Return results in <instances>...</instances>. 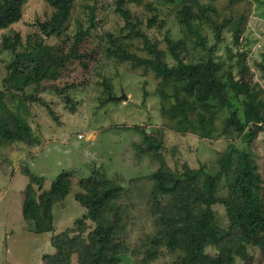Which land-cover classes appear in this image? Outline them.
<instances>
[{"label":"rangeland","instance_id":"374dc122","mask_svg":"<svg viewBox=\"0 0 264 264\" xmlns=\"http://www.w3.org/2000/svg\"><path fill=\"white\" fill-rule=\"evenodd\" d=\"M119 1L74 0L65 31L45 40L47 46L39 73L50 69L37 92H33L32 87L25 93L15 91L24 84L31 62L0 46V91L6 90L2 102L32 127L34 141L31 146L12 143L0 147V264H43L42 257L54 252L51 237L72 227L75 220L84 215L75 194L79 191L80 179L90 176L93 170L103 172L126 190L122 201L127 225L124 239L130 248L136 249L142 241L155 236V217L148 199L152 174L159 164L146 154H136L142 129L157 141H163L162 153L175 168L187 163L215 175L221 171V159L231 149L250 151L262 178L264 200V122L254 129L256 133L247 143L229 125L227 104L220 106L221 101L215 99L214 109L205 110L200 103L189 113L196 125H199L200 114H205L211 136L201 138L192 128L182 133L177 130L179 124L164 112L176 102L172 83L163 82L151 65L139 64L130 58L134 55L142 60L159 61L155 60V52L159 50L165 53L162 61L169 67L175 66L177 62L168 52L169 42L183 39L187 28L181 23V12L191 1L140 0L138 4H127L124 13L118 9ZM197 1L200 8L192 6L191 12L201 17L204 11L210 22L202 20L200 28L194 27L197 31L193 30L188 38L206 39L207 49L190 48L189 43L190 52L182 55L185 62L206 58L208 49L217 45L212 55L221 64L218 73L223 80L231 71L235 78L242 77L259 93V100H264L263 51L254 50L258 40L262 39L264 44V0ZM91 8L95 13L94 25L78 47V57L64 66L56 65L70 52L78 24L89 26ZM52 13L53 8L44 0H29L23 19L0 32V44L3 35L13 36L14 33H19L23 42L30 36L35 41L38 37L36 21L47 20ZM219 25L225 26L217 42ZM238 25L243 29L242 46L254 51L248 65L236 55L234 31ZM22 50L20 47L19 51ZM66 85H70L69 91H57L64 90ZM176 85L182 97L184 90L179 83ZM9 88L14 91L9 92ZM162 90L168 95L167 100L161 96ZM32 93L36 98H29ZM123 93L126 100L110 99L112 95L119 97ZM225 99L244 123V97L227 94ZM3 108L0 103V111ZM250 127L248 125L244 133ZM28 170L44 179L42 190L35 185L38 195L50 190L62 173H73L70 194L52 208L53 232L36 234L34 223L23 218L24 192L29 184L25 172ZM227 194L226 182L222 180L216 196L225 198ZM213 210L218 225L227 229L229 219L225 206L218 203ZM44 212L45 209L40 210L41 216ZM247 251L246 260L237 257L236 264H264V255L258 247L250 245ZM182 253V249L176 253L164 250L156 264H172ZM207 253L215 254L217 249L210 247ZM121 264L138 262L128 254Z\"/></svg>","mask_w":264,"mask_h":264},{"label":"trees","instance_id":"16d2710c","mask_svg":"<svg viewBox=\"0 0 264 264\" xmlns=\"http://www.w3.org/2000/svg\"><path fill=\"white\" fill-rule=\"evenodd\" d=\"M28 1L0 0V32L23 19ZM139 1L120 0L118 9L124 13L127 4H138ZM189 1L191 2L187 3L181 12V23L187 28L186 36L176 42H169L168 52L176 60L175 66L169 67L162 61L165 53L159 50L155 52V60L159 61L142 60L134 55L130 58L135 59L136 63L151 65L156 76L165 83H172L176 102L164 112L179 124L178 131L185 133L192 128L198 131L201 138L210 137L211 131L207 127L209 120L205 114H200L199 125H196L189 118V113L200 103L205 110H212L217 105L213 100L219 99L221 102L218 105L227 104L230 109L229 125L239 132L245 142L250 143L256 133L254 129L264 122V100H259V93L242 77L235 78L231 71L227 79L223 80L222 75L218 73L221 64L212 55L217 45L208 49L206 58L185 62L182 55L186 56L190 52L189 43L190 48L207 49L206 39L196 38L195 41L193 37L188 38V35L192 36L193 30L200 28L202 20L210 22L204 11L201 17L192 13L191 7L199 6V3L197 0ZM44 2L53 8V13L47 20L36 21L38 37L35 41H32L33 36H30L23 42L20 34L14 33L13 36L3 35V43L0 44L5 50L16 53L18 58L27 57L31 62V69L29 68L24 76V84L17 87L16 92L25 93L30 87L33 92L41 89L50 69L39 73L47 46L45 40L60 36L72 16L74 0ZM91 9L89 26L78 24L70 52L59 63L53 62V65L64 66L78 57V47L94 25L95 13L94 9ZM224 26L216 27L217 42L221 40L220 33ZM242 35L243 29L238 25L234 31V44L238 48L236 55L248 65L251 50L242 46ZM20 47L24 50L19 51ZM262 54L261 68L264 72V49ZM176 83L184 90L182 97L179 96ZM69 88L70 85H66L64 90L57 91L63 93L69 91ZM7 90L14 91L10 88ZM5 92L6 90L0 91V103L4 106L0 111V147L12 143L33 145L32 127L2 102ZM227 94L235 98L244 97V123L239 121L234 106L225 99ZM30 95L29 98H36L34 93ZM161 96L167 100L168 95L164 94L163 90ZM248 125L251 127L244 133ZM141 137V142L136 146L137 156L146 154L159 164L157 171L152 174L153 183L148 199L155 217V236L142 241L136 249L130 248L124 239L127 225L122 201L126 190L103 172L93 170L90 176L80 179L79 191L75 194V200L84 209V215L77 218L72 227L51 237L50 243L54 252L42 257L43 264H121L123 257L128 254L134 257L138 264H156L164 250L176 253L179 249H182L183 253L178 255L172 264H236L237 257L246 260L247 248L250 245L258 247L264 255L262 178L257 172L254 156L250 151L231 149L221 159L220 173L213 175L207 173L203 167L193 168L187 163L181 164L180 167H171L162 153L163 141H157L144 129L141 131ZM25 174L29 178V184L24 192L23 218L34 223L36 234L53 232L55 225L52 208L70 194L73 173H62L50 190L39 195L35 185L42 190L44 179L29 170ZM222 180H225L228 188L225 198L216 196ZM218 203H222L226 208L229 219L227 229L220 227L216 221L213 206ZM44 209L45 212L41 216L40 210ZM210 247L216 248L217 253H207ZM143 256L145 259L141 261Z\"/></svg>","mask_w":264,"mask_h":264},{"label":"built area","instance_id":"2783aa9c","mask_svg":"<svg viewBox=\"0 0 264 264\" xmlns=\"http://www.w3.org/2000/svg\"><path fill=\"white\" fill-rule=\"evenodd\" d=\"M256 49H262V51H263V49H264V44H263V42H262V39L261 40H258L257 42H256V44H255V47H254V50H256ZM253 49L250 51V56L253 54ZM79 138H82V136H80Z\"/></svg>","mask_w":264,"mask_h":264},{"label":"water","instance_id":"95a60500","mask_svg":"<svg viewBox=\"0 0 264 264\" xmlns=\"http://www.w3.org/2000/svg\"><path fill=\"white\" fill-rule=\"evenodd\" d=\"M111 100H114V101H121V100H126L127 99V96L123 93L121 96L119 97H110Z\"/></svg>","mask_w":264,"mask_h":264}]
</instances>
